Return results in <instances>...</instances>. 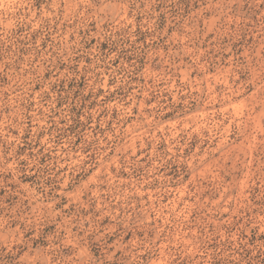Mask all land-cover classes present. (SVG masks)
Wrapping results in <instances>:
<instances>
[{"label": "rangeland", "instance_id": "rangeland-1", "mask_svg": "<svg viewBox=\"0 0 264 264\" xmlns=\"http://www.w3.org/2000/svg\"><path fill=\"white\" fill-rule=\"evenodd\" d=\"M0 264H264V0H0Z\"/></svg>", "mask_w": 264, "mask_h": 264}]
</instances>
